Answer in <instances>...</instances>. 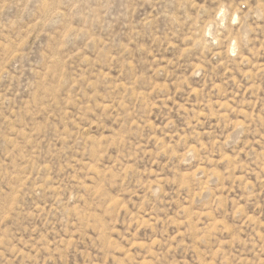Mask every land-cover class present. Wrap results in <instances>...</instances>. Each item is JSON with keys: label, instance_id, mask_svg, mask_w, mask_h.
I'll return each instance as SVG.
<instances>
[{"label": "rangeland", "instance_id": "1", "mask_svg": "<svg viewBox=\"0 0 264 264\" xmlns=\"http://www.w3.org/2000/svg\"><path fill=\"white\" fill-rule=\"evenodd\" d=\"M0 264H264V0H0Z\"/></svg>", "mask_w": 264, "mask_h": 264}]
</instances>
